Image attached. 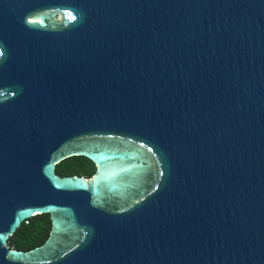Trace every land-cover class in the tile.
I'll use <instances>...</instances> for the list:
<instances>
[{
	"label": "water",
	"instance_id": "water-1",
	"mask_svg": "<svg viewBox=\"0 0 264 264\" xmlns=\"http://www.w3.org/2000/svg\"><path fill=\"white\" fill-rule=\"evenodd\" d=\"M0 264H264V0H0Z\"/></svg>",
	"mask_w": 264,
	"mask_h": 264
},
{
	"label": "trees",
	"instance_id": "trees-1",
	"mask_svg": "<svg viewBox=\"0 0 264 264\" xmlns=\"http://www.w3.org/2000/svg\"><path fill=\"white\" fill-rule=\"evenodd\" d=\"M95 171V164L84 156L67 158L57 165L60 174H82L90 176ZM51 228L49 214H38L29 218V223H22L17 232L10 238V244L20 249H30L42 244Z\"/></svg>",
	"mask_w": 264,
	"mask_h": 264
},
{
	"label": "built area",
	"instance_id": "built-area-1",
	"mask_svg": "<svg viewBox=\"0 0 264 264\" xmlns=\"http://www.w3.org/2000/svg\"><path fill=\"white\" fill-rule=\"evenodd\" d=\"M24 223H26V224L29 223V219H26V220L24 221Z\"/></svg>",
	"mask_w": 264,
	"mask_h": 264
}]
</instances>
